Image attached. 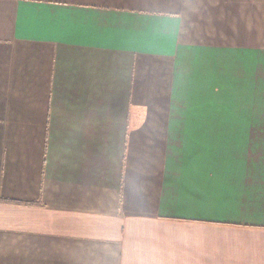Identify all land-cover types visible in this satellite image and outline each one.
Wrapping results in <instances>:
<instances>
[{
	"label": "crops",
	"instance_id": "obj_1",
	"mask_svg": "<svg viewBox=\"0 0 264 264\" xmlns=\"http://www.w3.org/2000/svg\"><path fill=\"white\" fill-rule=\"evenodd\" d=\"M261 50L264 0H0V264H264Z\"/></svg>",
	"mask_w": 264,
	"mask_h": 264
},
{
	"label": "rangeland",
	"instance_id": "obj_2",
	"mask_svg": "<svg viewBox=\"0 0 264 264\" xmlns=\"http://www.w3.org/2000/svg\"><path fill=\"white\" fill-rule=\"evenodd\" d=\"M239 52V51H238ZM237 51L233 57V68L235 70V82L233 83L232 99L220 98L221 105H227L235 111L228 115L229 120H242V116L236 111H245V120L264 121V50L252 51L250 65L244 63ZM219 93H225L226 89L220 86ZM222 113H220L219 116ZM226 116V115H224ZM240 117V119H239Z\"/></svg>",
	"mask_w": 264,
	"mask_h": 264
}]
</instances>
